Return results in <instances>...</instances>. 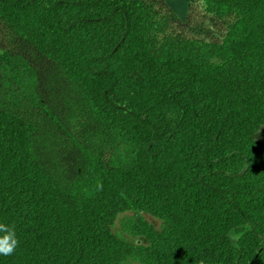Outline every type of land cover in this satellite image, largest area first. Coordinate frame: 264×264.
I'll return each instance as SVG.
<instances>
[{
    "label": "trees",
    "instance_id": "1",
    "mask_svg": "<svg viewBox=\"0 0 264 264\" xmlns=\"http://www.w3.org/2000/svg\"><path fill=\"white\" fill-rule=\"evenodd\" d=\"M263 128L264 0H0V264H264Z\"/></svg>",
    "mask_w": 264,
    "mask_h": 264
},
{
    "label": "clouds",
    "instance_id": "2",
    "mask_svg": "<svg viewBox=\"0 0 264 264\" xmlns=\"http://www.w3.org/2000/svg\"><path fill=\"white\" fill-rule=\"evenodd\" d=\"M228 238L233 241H238L241 238V234L230 231ZM18 245L19 241L16 237L14 226L0 223V256L14 254Z\"/></svg>",
    "mask_w": 264,
    "mask_h": 264
},
{
    "label": "rangeland",
    "instance_id": "3",
    "mask_svg": "<svg viewBox=\"0 0 264 264\" xmlns=\"http://www.w3.org/2000/svg\"><path fill=\"white\" fill-rule=\"evenodd\" d=\"M256 139L258 141H264V128L257 134ZM131 215H123L120 217L118 223H117V227H116V231L128 242L134 243L137 242L138 239L133 237L129 231H128V227H127V222L129 221Z\"/></svg>",
    "mask_w": 264,
    "mask_h": 264
},
{
    "label": "crops",
    "instance_id": "4",
    "mask_svg": "<svg viewBox=\"0 0 264 264\" xmlns=\"http://www.w3.org/2000/svg\"><path fill=\"white\" fill-rule=\"evenodd\" d=\"M181 19L187 17L191 0H166Z\"/></svg>",
    "mask_w": 264,
    "mask_h": 264
}]
</instances>
